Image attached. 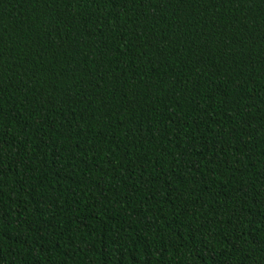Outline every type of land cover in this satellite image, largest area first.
Masks as SVG:
<instances>
[{"label":"trees","instance_id":"obj_1","mask_svg":"<svg viewBox=\"0 0 264 264\" xmlns=\"http://www.w3.org/2000/svg\"><path fill=\"white\" fill-rule=\"evenodd\" d=\"M0 264H264V0H0Z\"/></svg>","mask_w":264,"mask_h":264}]
</instances>
